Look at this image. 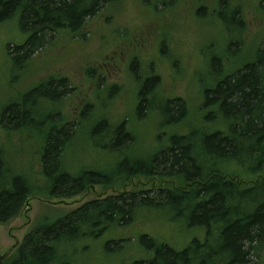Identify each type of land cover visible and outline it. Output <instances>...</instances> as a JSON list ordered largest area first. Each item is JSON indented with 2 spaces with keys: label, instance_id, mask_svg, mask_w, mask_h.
Returning a JSON list of instances; mask_svg holds the SVG:
<instances>
[{
  "label": "rangeland",
  "instance_id": "374dc122",
  "mask_svg": "<svg viewBox=\"0 0 264 264\" xmlns=\"http://www.w3.org/2000/svg\"><path fill=\"white\" fill-rule=\"evenodd\" d=\"M222 2L227 7L223 18L234 17V24L219 18ZM26 39L17 16L0 21V151L4 170L28 178L37 173V154L45 136L59 129L73 136L67 148L68 165L77 166L76 170L82 166L111 171L120 159L93 146L89 139L93 129L102 122L113 126L112 130L124 124L126 133L133 136V144L123 153L129 159L150 157L169 144V136L205 132L201 104L203 91L215 83L209 68L212 59L220 60L223 75L251 62L264 47V9L262 0H114L87 19L78 33L48 35L39 51L20 66L14 65L12 50L22 47ZM148 79L157 81L150 95L155 108L138 115L139 91ZM58 81L66 89L61 100L36 101L31 124L12 127L15 124L7 111L22 108L23 98L33 89ZM168 100H180L184 105V115L175 124L164 122L160 112ZM223 168V178L242 187L264 180V171L252 178L234 163ZM187 187L180 176L155 174L138 175L122 185H94L69 199L33 194L11 219L0 224L3 264H10L39 224L53 223L91 201ZM155 210H141L129 226L111 227L97 238L86 236L63 245V254L70 264H130L147 257L138 245L141 235L177 250L194 238H205L204 231L187 229L165 208ZM113 241L118 243L107 247ZM262 255L251 258L250 264H264L260 263Z\"/></svg>",
  "mask_w": 264,
  "mask_h": 264
},
{
  "label": "trees",
  "instance_id": "16d2710c",
  "mask_svg": "<svg viewBox=\"0 0 264 264\" xmlns=\"http://www.w3.org/2000/svg\"><path fill=\"white\" fill-rule=\"evenodd\" d=\"M112 1L0 0V21L17 16L19 28L27 35L24 45L12 50L13 64L20 66L39 51L48 35L78 33L87 19ZM222 4L219 18L226 24L233 23L234 17L224 19L227 7ZM262 5L264 9V0ZM238 26L241 28V24ZM220 65L218 58L212 59L209 68L215 83L203 91L202 122L206 131L198 136L192 132L169 136L167 146L145 159L123 155L133 144V136L126 133L124 124L112 130L106 122L97 125L89 139L108 157L120 159L111 171L82 166L76 170L77 166L68 165L67 148L73 136L59 129L45 136L37 154L39 171L29 178L5 171L0 151V224L11 219L33 194L69 199L94 185H122L138 175L155 174L180 176L188 186L187 190L157 188L91 201L53 223L39 224L10 264H70L63 245L86 236L97 238L111 227L129 226L141 210L162 208L171 213L172 219L183 221L187 229L204 231L205 238H194L187 247L177 250L141 235L138 245L147 257L130 264H250L251 258L260 259L262 253L260 263H264V180L242 187L223 178V167L228 163L244 169L252 178L264 171V47L232 74L223 75ZM156 85L155 79L144 82L138 95V115L155 108L150 95ZM65 92L61 81L33 89L23 98L22 108L7 111L16 125L12 127L31 124L36 101L59 102ZM160 109L166 123L175 124L184 115L180 100H168ZM117 243H107V247Z\"/></svg>",
  "mask_w": 264,
  "mask_h": 264
},
{
  "label": "water",
  "instance_id": "95a60500",
  "mask_svg": "<svg viewBox=\"0 0 264 264\" xmlns=\"http://www.w3.org/2000/svg\"><path fill=\"white\" fill-rule=\"evenodd\" d=\"M4 256L0 255V264H3Z\"/></svg>",
  "mask_w": 264,
  "mask_h": 264
},
{
  "label": "bare ground",
  "instance_id": "6f19581e",
  "mask_svg": "<svg viewBox=\"0 0 264 264\" xmlns=\"http://www.w3.org/2000/svg\"><path fill=\"white\" fill-rule=\"evenodd\" d=\"M17 247V246H16Z\"/></svg>",
  "mask_w": 264,
  "mask_h": 264
}]
</instances>
